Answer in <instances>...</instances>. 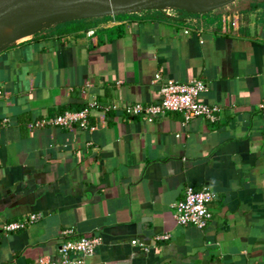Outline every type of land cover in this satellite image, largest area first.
I'll return each mask as SVG.
<instances>
[{
  "label": "crops",
  "instance_id": "obj_1",
  "mask_svg": "<svg viewBox=\"0 0 264 264\" xmlns=\"http://www.w3.org/2000/svg\"><path fill=\"white\" fill-rule=\"evenodd\" d=\"M156 10L57 22L0 50V264L57 260L70 228L102 239L85 264H264V0ZM167 79L205 83L217 121L95 112L94 132L31 127L91 99L155 104ZM187 186L214 193L203 230L173 218Z\"/></svg>",
  "mask_w": 264,
  "mask_h": 264
},
{
  "label": "built area",
  "instance_id": "obj_2",
  "mask_svg": "<svg viewBox=\"0 0 264 264\" xmlns=\"http://www.w3.org/2000/svg\"><path fill=\"white\" fill-rule=\"evenodd\" d=\"M237 22L236 15L235 17L229 14L222 16V24L225 28L228 26L230 29L235 30L238 28ZM88 34H92V32ZM160 80L161 71L155 74L153 83L156 84ZM89 87L90 85L88 84L85 86V88ZM207 91L206 84L201 80L192 79L182 83L177 80L167 79L160 85L158 101L155 104L110 103L101 105L96 99H91L81 111H67L53 118H42L35 121L31 127L34 129H42L44 127L71 129L73 126H77L79 129L94 132L97 130V126L90 124L89 119L95 112L104 114L119 113L128 118L140 117L142 121L148 123H152L156 117L165 113H177L182 116L183 127L196 118H204L210 123H215L218 119L220 108L215 105L204 104L199 100ZM3 96V92L0 90V99ZM258 109L264 110V101L258 105ZM176 136L178 137L179 135ZM213 199L214 193L209 188L203 187L197 190L187 186L183 191L182 199L171 205L176 224L194 226L201 230L205 229L212 218L209 205ZM38 220L39 215L31 214L20 221L4 224L2 231L4 233L17 232ZM59 238L61 243L57 249V260L43 262V259H41L39 261L40 264H85L86 258L93 255L95 249L102 243L101 237L82 235L75 232L72 228L63 230ZM157 239L167 240L168 235L159 236ZM131 245L143 252L149 251V248L140 241L132 240Z\"/></svg>",
  "mask_w": 264,
  "mask_h": 264
},
{
  "label": "bare ground",
  "instance_id": "obj_3",
  "mask_svg": "<svg viewBox=\"0 0 264 264\" xmlns=\"http://www.w3.org/2000/svg\"><path fill=\"white\" fill-rule=\"evenodd\" d=\"M16 1L18 2L21 0H7V2L1 3L0 6L4 3H6V5L13 4ZM112 1L113 0H42L41 3L27 2L21 4L20 6L23 7L24 5L26 8L24 9L26 11H22V13H15V9L11 13V10L9 9V15L11 16L7 18H5V15L0 16V50L11 43L24 41L30 38L35 33L36 29H38L37 24L41 20L38 23L37 20L41 18L38 17L40 15H49L62 22L70 20L84 12L108 9L115 4L122 5L119 1H115L116 3H112ZM104 3L112 5L100 9ZM123 3L124 5H128L127 8L146 9L149 7V5H140L136 0H125ZM124 5L122 6L126 8V5ZM151 6H159V3H155ZM14 7H17V5ZM43 20L49 21V19Z\"/></svg>",
  "mask_w": 264,
  "mask_h": 264
},
{
  "label": "rangeland",
  "instance_id": "obj_4",
  "mask_svg": "<svg viewBox=\"0 0 264 264\" xmlns=\"http://www.w3.org/2000/svg\"><path fill=\"white\" fill-rule=\"evenodd\" d=\"M117 1L121 2L122 5H124L123 1L125 0H113L112 3H116ZM140 3V5H149L148 8L146 9H139V10H136V11H143V10H155L157 9L156 11H159V12H162V13H172V12H179V11H189V12H197V13H203V11H205V9L209 8L213 5H217L218 3H221L223 2L224 0H136ZM7 2V1H5ZM27 2H39L41 3L42 0H21V1H16L14 2L13 4H9V5H6V3H4L3 5L0 6V16L2 15H5V18L11 16L9 15L10 14V10H11V13L14 12L15 13H22V11H26L24 9H26L23 5L20 6L21 4H25ZM17 3V4H16ZM155 3H159V6H151ZM109 4V3H108ZM108 4H102V8H106V7H109L111 5H108ZM17 7H14L16 6ZM126 5V8H127V4ZM124 5V6H125ZM113 6V5H112ZM8 9V10H7ZM10 9V10H9ZM3 13V14H2ZM48 18H47V17ZM40 15L38 16L40 19L37 20V28L35 33L42 30V28L44 27H47V26H50L54 23H57V22H60V20L58 19H54L52 17H50L49 15ZM44 17V18H43ZM43 19H49V21H45ZM44 22V23H43ZM39 25V26H38ZM21 42V41H20ZM15 43H18V42H15ZM13 44V43H11Z\"/></svg>",
  "mask_w": 264,
  "mask_h": 264
},
{
  "label": "water",
  "instance_id": "obj_5",
  "mask_svg": "<svg viewBox=\"0 0 264 264\" xmlns=\"http://www.w3.org/2000/svg\"><path fill=\"white\" fill-rule=\"evenodd\" d=\"M5 1H7V0H0V4L5 2ZM226 1H230V0H224L223 2H226ZM223 2H221V3H223ZM221 3H218V4H221ZM213 6H215V5H213ZM213 6H211L210 9L213 8ZM136 10H139V9L125 8L120 4H115L108 9H104V10H100V11H94V12L81 13L80 15H78V16L70 19V20H73V19H75V20H77V19H92V18H100V17H105V16L120 15V14H126V13L136 11ZM143 11H145V10H143ZM141 222L142 223L150 222V218H144L141 220Z\"/></svg>",
  "mask_w": 264,
  "mask_h": 264
}]
</instances>
